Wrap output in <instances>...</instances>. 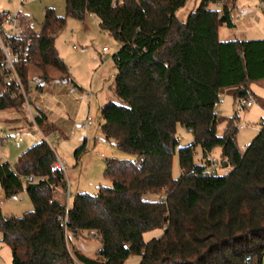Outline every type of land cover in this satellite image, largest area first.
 <instances>
[{"label": "trees", "instance_id": "1", "mask_svg": "<svg viewBox=\"0 0 264 264\" xmlns=\"http://www.w3.org/2000/svg\"><path fill=\"white\" fill-rule=\"evenodd\" d=\"M186 1L65 0V16L46 8L39 31L29 23L31 60L18 67L25 85L31 63L69 76L54 46L66 16L93 13L114 36L117 100L100 106V128L137 158H106L104 176L111 184L95 194L76 193L66 220L65 204L55 197L65 177L54 167L55 151L44 137L13 165L0 163L4 196L25 190L33 204L20 216L4 215L0 207V241L10 248L11 264H124L131 255L140 256L136 264H264V121L242 150L235 114L219 117L215 109L223 90L241 103L251 95L249 83L264 78V38L219 39L220 26H234L235 0H200L180 20L176 11ZM22 102L16 85L0 74V110L19 109ZM34 121L43 135L60 131L43 114ZM178 124L193 137L181 146ZM83 148L84 143L74 154ZM215 148L221 168L230 169L225 174L208 172ZM28 175L36 179L24 181ZM152 229L162 232L145 241L143 233ZM84 231L100 242L94 256L70 245L69 235Z\"/></svg>", "mask_w": 264, "mask_h": 264}, {"label": "rangeland", "instance_id": "2", "mask_svg": "<svg viewBox=\"0 0 264 264\" xmlns=\"http://www.w3.org/2000/svg\"><path fill=\"white\" fill-rule=\"evenodd\" d=\"M199 2L200 0H187L176 11V16L185 20ZM209 7L218 8L219 4L211 3ZM262 7L261 0H235L231 10L234 26H220L219 39L264 38ZM46 8H52L58 16L66 14L65 0H27L24 3L20 0H0V12L19 10L36 31L41 29ZM54 46L58 56L67 66L69 76L62 78L61 73L53 67H47L43 72L31 63L28 66V83H23V94L28 98L30 110L35 111L36 106L42 108L52 120H56L61 129L62 133L54 131L44 139L64 161V177L69 185L72 200L78 192L95 194L100 185L111 184L104 176L106 158L134 160L137 155L119 149L114 142L104 137L100 128V106L109 100H117L113 89L116 68L112 55L118 49V41L112 34L100 28L99 19L95 14L86 12L83 19L66 16L63 28L55 36ZM103 47L106 51H103ZM248 87L256 102L253 109H246L234 98L232 92L224 90L220 93L216 109L219 117L229 118L235 114L234 124L238 128L236 141L240 148L254 138L261 122L264 121V78L251 81ZM87 116L92 117V123L86 133H81L79 124ZM224 125V122L218 125V134L222 133ZM42 134L37 124L32 122L24 100L19 109L0 110V163L7 161L13 165L22 151L43 138ZM176 135L179 139L178 146L193 139L191 132L179 124L176 127ZM83 143L84 148L76 156L74 151ZM199 151L198 148L197 156ZM210 157L217 159V171L221 173L219 148H215ZM171 173L175 178L180 174L176 152L172 158ZM57 192L63 193V189L59 188ZM145 197L156 198V195L147 194ZM0 207L4 215L20 216L32 210L33 204L25 190L7 198L0 186ZM161 232L160 229L146 231L143 233V239L147 241ZM69 242L71 246H76L86 254L94 253L100 246L99 240L87 231L77 237L69 235ZM5 252L9 253L10 262L9 247L0 241V264H9L8 254L4 261ZM139 260V255H131L124 264H136Z\"/></svg>", "mask_w": 264, "mask_h": 264}, {"label": "built area", "instance_id": "3", "mask_svg": "<svg viewBox=\"0 0 264 264\" xmlns=\"http://www.w3.org/2000/svg\"><path fill=\"white\" fill-rule=\"evenodd\" d=\"M26 1L27 0H20L21 3ZM28 25L29 20L26 19L19 10H6L0 12V74L2 75L4 81L7 83H14L16 85L18 92L22 94L23 100L25 101V104H27L32 122H35L34 119L38 115V112L30 110L28 98L25 94H23V82L18 72V67L20 65H28L31 60L29 46L30 38L27 35ZM103 51H106L105 47H103ZM241 104H243L245 108H252L255 105V100L251 95H249L241 99ZM217 108L218 104L215 105V109ZM91 123L92 117L87 116L81 120L79 124V131L81 133H86ZM240 127H242V125H240ZM43 137H46V135H43ZM245 148L246 146L243 147L244 150ZM217 162V159L214 157L210 159L209 174L215 175L219 173L217 171ZM53 165L64 174L66 166L64 161L56 153ZM229 170V168H222V173L225 174ZM23 179L24 181H34L36 178L33 175H28ZM62 189L65 204L64 219L66 220L71 201V191L67 182L65 187ZM93 237L96 238V236ZM246 259L248 260V257H246Z\"/></svg>", "mask_w": 264, "mask_h": 264}, {"label": "crops", "instance_id": "4", "mask_svg": "<svg viewBox=\"0 0 264 264\" xmlns=\"http://www.w3.org/2000/svg\"><path fill=\"white\" fill-rule=\"evenodd\" d=\"M224 91H226V92H229L228 90H224ZM251 95H253V94H251ZM254 97V96H253ZM256 106V102H255V105L252 107V108H246V109H253L254 107ZM37 107V109L35 110V111H37L38 113H40V114H43V115H45V117L47 118V121L48 122H52V123H55L57 126H58V124L56 123V120H52L48 115H47V113H45L44 112V110L42 109V108H40V107H38V106H36ZM59 127V126H58ZM242 127H244L243 125H242ZM59 131V130H58ZM60 133H62L61 132V129H60V131H59ZM84 139H86V138H84ZM251 141V140H250ZM50 145V144H49ZM247 144H243L242 145V147H241V149L242 150H244L243 149V147L244 146H246ZM51 146V145H50ZM53 148V147H52ZM59 190V189H58ZM57 190V191H58ZM55 197H56V199L58 200V201H60V202H63L64 203V197H63V194H62V192H56L55 193ZM76 249H78V250H80L82 253H84V254H86L85 252H83L81 249H79V248H77L76 246H74ZM9 251H10V248H9ZM96 252V251H95ZM95 252L94 253H92V254H86V255H88V256H94L95 255ZM8 254V262H9V253H6L5 252V260L4 261H6V255ZM9 264H11V251H10V262H9Z\"/></svg>", "mask_w": 264, "mask_h": 264}]
</instances>
